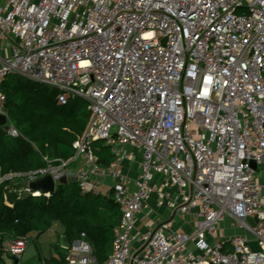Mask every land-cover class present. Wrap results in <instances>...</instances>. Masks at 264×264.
<instances>
[{
    "label": "built area",
    "instance_id": "2783aa9c",
    "mask_svg": "<svg viewBox=\"0 0 264 264\" xmlns=\"http://www.w3.org/2000/svg\"><path fill=\"white\" fill-rule=\"evenodd\" d=\"M2 37L0 85L14 73L52 86L58 103L84 99L89 118L69 158L0 184L47 196L29 182L74 177L119 208L105 261L81 232L60 264H264V0H0ZM0 115L21 136L1 88ZM94 140L110 146L106 166ZM26 244L5 249L19 258Z\"/></svg>",
    "mask_w": 264,
    "mask_h": 264
},
{
    "label": "trees",
    "instance_id": "16d2710c",
    "mask_svg": "<svg viewBox=\"0 0 264 264\" xmlns=\"http://www.w3.org/2000/svg\"><path fill=\"white\" fill-rule=\"evenodd\" d=\"M0 88L9 119L21 133L10 136L0 127V175L39 168L45 165L43 156L67 159L72 155V142L83 132L89 118L84 99L70 97L66 103H58L55 90L49 92L47 85L24 80L17 74L4 78ZM92 146L102 166L112 161L109 145L94 140ZM10 183L6 180L0 184V264L5 238L27 239L31 232L40 234L56 221L63 226L68 243L85 232L97 261L106 260L112 249L113 227L120 216L110 195L81 192L77 183L67 181L59 183L47 196L18 197L6 187Z\"/></svg>",
    "mask_w": 264,
    "mask_h": 264
},
{
    "label": "crops",
    "instance_id": "0c3cea01",
    "mask_svg": "<svg viewBox=\"0 0 264 264\" xmlns=\"http://www.w3.org/2000/svg\"><path fill=\"white\" fill-rule=\"evenodd\" d=\"M3 40L6 41L5 46L8 47L7 48V52H6V54H7L9 52V44L11 42V38H8V37L0 38V41H3ZM125 147L127 149H130L129 146H125ZM122 169H123V172L125 174H127L129 176H134L137 173V171H138L137 161L136 160H125L123 162ZM154 198H155V195L152 194L150 199H149V203L151 205L154 204V202H153ZM191 219H192L191 215L185 216L184 220L181 219L178 215H174L172 217V227L173 228H186V229H189L190 228V222L189 221ZM137 226L140 227V229H141V224L139 222H138ZM49 228L46 229L44 232H42L40 234H38L36 232H31L29 234V237H30V235L33 236V239L35 240V242L37 244H39L40 237L42 236V234L47 232V230H49ZM8 239H9V237L5 238V240L3 242V250L4 251H3L2 257L4 256V254H8L6 249H5V245H6V242H7ZM27 244H28V241H27ZM27 244H26V248H25L24 252L21 254V256L19 258H13L14 264H19V263H22V264L23 263L24 264H41L42 261H50L52 263H54V261L61 262L62 255L64 254V252L66 250V246L68 245V242H67L66 236L63 233V230H62V234L61 235L59 233H57V231H56V239L49 242V249H48L46 254H43L41 252L40 248L37 245V253L35 252V254H33V255H28L27 257H24L25 251H26V249L28 247Z\"/></svg>",
    "mask_w": 264,
    "mask_h": 264
},
{
    "label": "rangeland",
    "instance_id": "374dc122",
    "mask_svg": "<svg viewBox=\"0 0 264 264\" xmlns=\"http://www.w3.org/2000/svg\"><path fill=\"white\" fill-rule=\"evenodd\" d=\"M5 43H6L5 40L0 41V51H1L0 54L2 56H5V54L7 52V48H8V47L5 46ZM12 76H15V74L14 73H9L4 78L10 79ZM23 79L26 80L24 77H23ZM53 90H54V88L52 86H48V91L49 92H51ZM0 127L2 128L1 125H0ZM224 224H225L224 222H221L219 227L223 226ZM62 230H63V226L61 225L60 222H57V221L53 222V224L50 226L49 230H47V232L42 234V236L40 237L39 244H37L35 242V240L33 239V236L30 235V237L27 238V241H28L27 246L28 247H27V249L25 251L24 257H27L28 255H33V254H35V252L37 253V245L40 248L41 252L43 254H46L48 249H49V242L56 239V231H57V233H59L61 235L62 234ZM2 264H14L13 257L11 255H9V254H4L3 263ZM19 264H22V263H19Z\"/></svg>",
    "mask_w": 264,
    "mask_h": 264
},
{
    "label": "water",
    "instance_id": "95a60500",
    "mask_svg": "<svg viewBox=\"0 0 264 264\" xmlns=\"http://www.w3.org/2000/svg\"><path fill=\"white\" fill-rule=\"evenodd\" d=\"M0 125L2 126L3 130L5 131L6 134V129L8 127V124L5 123V117L3 115H0ZM114 132V128L112 129ZM251 165L258 170V164L255 161H251ZM69 181L75 182V178L71 177ZM59 183H66L67 179L66 177L62 176L59 180ZM32 190H39L41 193L47 192L48 194H51L55 191V186H54V181L51 175L45 174L39 178H37L34 181L29 182L28 184ZM250 221H252L251 218H248ZM249 244L251 247L255 250L259 249L257 246L256 241H250Z\"/></svg>",
    "mask_w": 264,
    "mask_h": 264
}]
</instances>
